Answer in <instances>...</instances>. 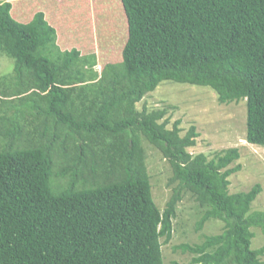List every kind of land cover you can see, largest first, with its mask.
Returning a JSON list of instances; mask_svg holds the SVG:
<instances>
[{"label":"trees","instance_id":"obj_1","mask_svg":"<svg viewBox=\"0 0 264 264\" xmlns=\"http://www.w3.org/2000/svg\"><path fill=\"white\" fill-rule=\"evenodd\" d=\"M82 2L53 5L49 20L35 9L17 18L0 0V52L14 61L0 77V264H164L185 194L201 211L198 230L224 223L178 246L191 264H264V247L251 248V229L264 234V212L251 209L261 187L229 193L239 150L192 153L194 125L183 133L167 109L138 107L164 82L206 87L221 104L245 102L244 140L264 147V0ZM75 3L91 9L89 37L94 25L109 38L122 21L121 58L101 73L94 55H82L93 51L56 45L53 24L76 27ZM147 146L171 168L163 211Z\"/></svg>","mask_w":264,"mask_h":264},{"label":"rangeland","instance_id":"obj_2","mask_svg":"<svg viewBox=\"0 0 264 264\" xmlns=\"http://www.w3.org/2000/svg\"><path fill=\"white\" fill-rule=\"evenodd\" d=\"M28 1H31L30 5L32 6L36 3V7H25L26 1L24 2V0H11V3L14 4L12 15L21 19L23 14L35 9L45 13L50 20L52 13L54 15L59 13L58 10L54 11L52 9L53 5L58 7L60 3L67 2V0H53L49 4V0ZM87 3L88 0H86V3L82 2V6L86 7ZM110 6L113 7L114 3H110ZM74 8H79L78 14L73 15L75 23L77 22L76 27L64 26L67 23L61 18H57L56 24H53L54 27L58 26L57 35L59 36L56 38V45L60 50H69L77 46L86 53L93 51L82 55H94L97 58L95 70L101 73L107 63L118 62L121 58L122 45L126 39V32L123 31L121 26L122 21L120 18L118 19L115 23L116 29L109 38L107 35L105 37L100 36L94 25H92L89 37L88 28L84 26L87 21L84 20L85 15L83 14L90 13L91 9L87 7L86 11L76 3ZM67 18L69 21L70 17ZM82 21V26L78 27L79 22ZM72 31L74 32L72 33ZM82 34L87 36L83 39ZM90 43L93 46H90ZM13 67L14 61L0 52V77L12 73ZM142 106L148 109H167L168 115H171L170 122L180 120L179 127L184 130L183 133L194 125L199 135L196 138V147L190 149L192 153H205L209 158H212L215 153L228 148H237L240 157L230 167L239 166L240 169L229 177V193L248 192L256 184L260 185L261 193L252 203L251 209L252 211L264 212V147L250 145L244 140L245 102L221 104L218 102L217 95L206 87L164 82L138 104L139 108ZM146 154L147 171L150 175L153 199L158 208L163 211L173 190V186L168 184L172 174L171 168L157 149L147 146ZM200 212L194 199L189 194H185L177 205L176 217L173 219L172 239L162 245L164 264H172L173 262L191 264L193 255L182 252L178 249V246L199 244L203 241L204 236L217 235L222 232L224 223L218 220H211L205 223L202 229L198 230L197 223L201 216ZM251 230L254 233L251 248L257 250L264 247V234L261 230L257 228ZM261 260H264V255Z\"/></svg>","mask_w":264,"mask_h":264}]
</instances>
